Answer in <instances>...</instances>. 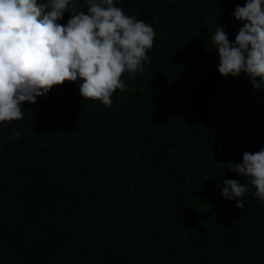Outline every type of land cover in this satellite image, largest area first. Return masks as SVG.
I'll return each mask as SVG.
<instances>
[{
    "label": "trees",
    "instance_id": "16d2710c",
    "mask_svg": "<svg viewBox=\"0 0 264 264\" xmlns=\"http://www.w3.org/2000/svg\"><path fill=\"white\" fill-rule=\"evenodd\" d=\"M246 2L114 0L155 32L144 72L111 107L78 80L0 123V264H264V201L229 169L264 149V86L222 76L212 40L235 42Z\"/></svg>",
    "mask_w": 264,
    "mask_h": 264
},
{
    "label": "clouds",
    "instance_id": "9594fccd",
    "mask_svg": "<svg viewBox=\"0 0 264 264\" xmlns=\"http://www.w3.org/2000/svg\"><path fill=\"white\" fill-rule=\"evenodd\" d=\"M87 13L77 11L74 0H0V123L23 119V102L34 104L54 86L82 81L79 95L112 106V95L124 90V73H143L155 32L142 20L129 17L114 0H86ZM65 12L67 24L58 23ZM234 17L243 21L231 43L221 27L212 37L218 50L219 73L238 77L245 73L253 87L264 86V0H247ZM260 83H256V78ZM15 137L20 133L14 132ZM250 177L255 196L264 201V149L245 152L233 167ZM233 171V170H232ZM247 187L225 180L222 195L239 198Z\"/></svg>",
    "mask_w": 264,
    "mask_h": 264
}]
</instances>
